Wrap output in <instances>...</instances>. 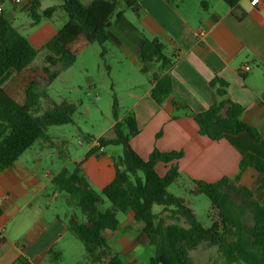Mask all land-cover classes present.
I'll use <instances>...</instances> for the list:
<instances>
[{
	"label": "crops",
	"instance_id": "obj_1",
	"mask_svg": "<svg viewBox=\"0 0 264 264\" xmlns=\"http://www.w3.org/2000/svg\"><path fill=\"white\" fill-rule=\"evenodd\" d=\"M250 1L240 0L233 10L215 1L202 9L198 0H139L138 18L120 8L115 13L117 21L107 30L105 45L122 64L146 77L139 89L128 92L129 110L138 129L130 146L144 160L154 149L182 152L176 161L179 179L210 183L223 177L233 179L239 174L238 164L244 153L264 159V0L254 6ZM6 3L2 9L13 24L16 11L21 10L13 6L7 9ZM235 12L243 17L237 19ZM61 13L64 12L57 10L49 20L56 16L63 26L67 18ZM144 38L159 39L172 57L171 66L161 74L169 76L173 95L161 106L150 97L154 85L151 77L159 72L158 65H151L146 74L140 71L138 50ZM245 65L249 70L241 72ZM15 76L9 70L0 86L9 84ZM215 78L227 83V98L243 107L241 121L256 129L262 142L246 134L212 141L200 136L194 120L172 105V100H177L192 112L205 111L220 100L209 85ZM8 103V96L0 91V107ZM113 124L108 131L112 132ZM112 137L113 132L106 138ZM52 142V146H40L44 149L41 154H32L28 149L12 167L0 173V264H13L20 256L31 264H54L56 259L59 264H84V248L67 226L69 214L80 216L78 210L69 207L68 196H62L51 184L52 178L67 167L60 162L58 150L49 155V160L43 156L47 148L56 147ZM90 149L91 145L69 163L84 159ZM117 156L116 152L107 155L103 149L83 161L82 172L93 190L100 191L113 180V159ZM168 167L158 164L155 169L163 176ZM236 184L248 188L264 205V176L249 168L239 174ZM117 219L115 231L103 232L107 244L122 264H149L153 251L141 224L131 211L118 213ZM215 251L201 246L192 251V260L207 264L217 259Z\"/></svg>",
	"mask_w": 264,
	"mask_h": 264
},
{
	"label": "trees",
	"instance_id": "obj_2",
	"mask_svg": "<svg viewBox=\"0 0 264 264\" xmlns=\"http://www.w3.org/2000/svg\"><path fill=\"white\" fill-rule=\"evenodd\" d=\"M6 1L0 0V5ZM58 1L59 5L44 10H41L40 0H29L19 7L31 25L51 19L57 10L66 15L67 21L40 49L20 34L3 10L0 12V80L9 70L16 73L9 84L0 86V91L9 98V103L0 107V173L12 167L38 140L52 146L53 142L46 134L48 127L73 122L72 116L76 112L73 103L62 101L40 111V98L45 94L38 91L39 86L50 85L90 44H99L103 55L106 52L104 45L108 42L107 30L117 21L115 13L118 9H129L136 18L141 14L139 0ZM220 1L235 10L240 0ZM200 7L207 9L208 4L202 0ZM234 14L237 19L243 17V14ZM40 51L45 52L44 65L30 68ZM138 59L143 74L149 72L151 65H158L159 72L151 77L154 85L150 97L161 106L173 95L169 76L161 74L171 66L172 57L159 39L144 38ZM26 70H32L34 74L24 81L21 76ZM209 85L220 100L205 111L192 112L186 105H179L177 100H172V105L194 120L200 136L212 141L246 134L255 142H262L257 130L241 121L243 107L227 98V83L215 78ZM115 106L114 102V109ZM113 115V137L97 139L103 148L109 145L122 147L121 155L113 159V180L96 192L82 172L83 161L97 153L98 148L90 149L84 159L74 162L70 169L63 168L51 180L57 192L68 196L69 207L80 212V216L69 214L67 226L84 248V264H122L107 244L103 232L115 231L117 214L128 211L141 224V231L152 248L149 264H196L190 252L201 246L216 249L217 259L207 264H264V205L255 200L248 188L236 184L239 174L249 168L264 176V159L247 152L241 156L239 174L233 179L223 177L213 183L190 180L189 192L204 195L211 204L210 226L204 227L185 206L184 200L167 190L180 177L176 161L182 157V152L154 149L146 160L142 159L129 143L138 133L134 117L129 115L119 121L116 113ZM158 164L169 165L163 176L155 169ZM105 201L110 204L109 208H104ZM153 205L161 206L162 212L153 213ZM53 262L59 264V259ZM13 264L31 263L20 256Z\"/></svg>",
	"mask_w": 264,
	"mask_h": 264
},
{
	"label": "rangeland",
	"instance_id": "obj_3",
	"mask_svg": "<svg viewBox=\"0 0 264 264\" xmlns=\"http://www.w3.org/2000/svg\"><path fill=\"white\" fill-rule=\"evenodd\" d=\"M203 1L208 5L211 1L219 2L223 6L226 5L220 0ZM56 4H59L58 0H41V10ZM10 7L11 4L7 2L6 8ZM123 9L127 14H132L129 9ZM61 14L63 18H66L64 13ZM13 25L20 34L28 39L33 47L40 49L45 41L55 35L58 29L62 27V20L55 16L52 20L43 19L39 24L31 25V21L25 12L16 11ZM104 48L106 52L101 55L102 48L99 44L88 45L77 56L71 67L62 71L50 85H41L38 88L40 93L45 94V97L40 98V111L62 101L73 103L76 106L71 124L52 126L46 129V134L55 142L56 147L47 148L43 156L49 160V155L58 150L62 156L60 162L64 166L66 165L68 169L72 168L69 163L70 160L82 155L98 138H106L112 134L108 130H110V125L114 123V113L120 121L131 115L129 110L131 100L128 97V92L131 89H139L146 82L145 75L136 74L132 69L130 70L122 64L124 62L120 61L118 55L109 46L104 45ZM44 55L45 52L40 51L30 68H39L44 65ZM33 74L32 70H26L22 73L21 78L25 81L33 77ZM114 102L116 103L115 109ZM62 142L64 143L62 144ZM44 144L43 140H38L30 148V152L41 154L44 149L41 150L40 146ZM103 149L107 155L115 152L117 155L122 153L121 146L109 145ZM190 185L186 179H178L167 190L170 194L182 198L185 206L195 214L198 222L204 227H209L211 204L204 195L191 194L189 192ZM61 194L66 196L65 193ZM109 207L110 204L105 201L104 208ZM77 212L80 215L79 210ZM152 212L160 213L162 207L153 205ZM214 255L217 257L216 251ZM190 256L194 259L193 252H190ZM196 262L204 264L200 259Z\"/></svg>",
	"mask_w": 264,
	"mask_h": 264
},
{
	"label": "built area",
	"instance_id": "obj_4",
	"mask_svg": "<svg viewBox=\"0 0 264 264\" xmlns=\"http://www.w3.org/2000/svg\"><path fill=\"white\" fill-rule=\"evenodd\" d=\"M29 0H7L6 2H9L11 4V6L13 7H21V6H24ZM258 3V0H251L250 1V5L251 6H254ZM2 6L3 5H0V12L3 10L2 9ZM202 34V33H200ZM249 66L248 65H245L242 69H241V72H246L249 70ZM92 148H98L99 152H102L103 151V147L100 146L98 140H96L92 145ZM2 232H3V226L0 222V236L2 235Z\"/></svg>",
	"mask_w": 264,
	"mask_h": 264
}]
</instances>
